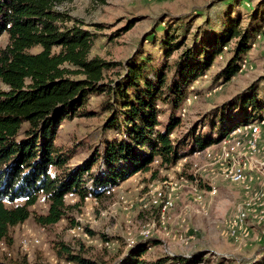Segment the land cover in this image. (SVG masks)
I'll return each mask as SVG.
<instances>
[{
  "label": "rangeland",
  "instance_id": "rangeland-1",
  "mask_svg": "<svg viewBox=\"0 0 264 264\" xmlns=\"http://www.w3.org/2000/svg\"><path fill=\"white\" fill-rule=\"evenodd\" d=\"M62 5L64 13L97 34L91 57L121 64L106 74L112 81L124 77L125 65L133 56L151 58L159 69L166 62L162 39L167 29L188 47L212 43L214 35L220 34L229 20L238 19L243 31L261 33L245 56L241 70L229 82L216 81V75L231 59L235 41L216 57L210 71L195 82L172 139L182 140L196 126L202 135L211 134L209 127L200 125L204 117L264 78V0H72ZM131 21L136 22L135 26L122 34ZM98 25L104 28L99 30ZM7 44L5 34L0 37V45L4 48ZM39 51L35 49L34 53ZM181 51L175 52L168 62L176 61ZM259 86L264 100V80ZM102 99L103 96L90 97L86 109L94 115L66 120L60 127L57 144L73 152V168L103 154L106 142L120 138L117 132L103 129L110 113L100 109ZM168 117H161L160 129L164 130ZM260 117L261 121L250 123L259 122L257 134L243 128L245 125L234 131L235 135L226 137L228 144L211 145L180 160L181 175L174 168L163 169L152 180L150 171L139 172L110 187L114 191L109 197L105 194L97 200H84L70 214L73 221L66 218L49 228L30 218L11 230V243H0V261L68 264L57 255L59 243H65L74 249V254L116 264L138 242L155 240L157 245L149 248L144 259L198 256L201 259L197 264H258L263 257H256V252L264 248V109L256 115L257 119ZM213 132L214 139L221 136L219 126ZM190 146L191 141L184 152ZM231 148L236 158L243 159L240 166L234 167L236 160L227 156ZM159 164L160 159L156 158L153 168ZM186 164L189 166L185 167ZM235 170L252 181L234 182L231 173ZM157 192L165 195L170 206H154ZM66 202L76 204L79 199L67 195ZM48 207L45 197L40 196L32 210L46 214ZM79 226L82 231L77 230ZM33 239H39L40 245H33ZM24 240L29 242L27 247L23 246Z\"/></svg>",
  "mask_w": 264,
  "mask_h": 264
},
{
  "label": "trees",
  "instance_id": "trees-1",
  "mask_svg": "<svg viewBox=\"0 0 264 264\" xmlns=\"http://www.w3.org/2000/svg\"><path fill=\"white\" fill-rule=\"evenodd\" d=\"M68 1L72 0H0V37L8 36L7 46L0 45L1 245L11 243V230L32 217L45 228L72 219L70 214L84 200L105 196L107 188L139 172L150 171L154 180L159 171L174 168L183 158L221 143L237 129L263 117L256 118L264 109L259 94L261 77L204 117L200 125L209 127L211 134L202 135L196 126L182 140L171 138L195 82L235 41L231 59L216 75V81L229 82L241 70L260 32L243 31L238 19L229 20L212 43L188 47L167 29L162 39L166 62L159 69L151 58L133 56L125 65L124 77L112 81L106 74L121 64L91 57L97 34L85 29L82 21L55 9ZM135 24L131 21L122 34ZM35 49L40 51L34 53ZM177 51H181L177 60L168 62ZM91 96H103L100 109L110 113L103 129L117 132L120 138L106 142L103 154L73 168V152L57 144L58 133L64 121L95 114L86 109ZM167 114L168 124L162 130L161 117ZM218 126L221 136L214 139ZM156 158L160 164L153 168ZM67 195L79 202L67 204ZM40 196L49 207L46 214L39 215L32 208ZM157 243L138 242L116 264L200 263L198 256L144 259ZM59 247L57 255L68 264H104L74 254L65 243ZM256 257H263L258 264H264V248Z\"/></svg>",
  "mask_w": 264,
  "mask_h": 264
},
{
  "label": "bare ground",
  "instance_id": "bare-ground-1",
  "mask_svg": "<svg viewBox=\"0 0 264 264\" xmlns=\"http://www.w3.org/2000/svg\"><path fill=\"white\" fill-rule=\"evenodd\" d=\"M55 9L57 10V11H59V12H64L65 10H64V8H63V5H60V6H55ZM258 123L259 122H257V123H254V124H250L249 126L247 125V126H245V127H243V128H245V129H250V130H252V132L254 133V134H257L258 133ZM232 135V134H231ZM233 135H235V134H233ZM228 138V137H227ZM227 138L225 139V140H223L224 142H223V144H228V142H227ZM233 151H234V149L233 148H231L230 150H228L227 151V156H231V158L233 159V160H236V162H234V164H237L238 166H240L241 164H242V162H243V159L242 158H239V157H235L234 156V153H233ZM198 154V153H197ZM199 155H200V153H199ZM263 171V170H262ZM231 179L234 181V182H250V181H252V178L250 177V178H247L245 175H243L242 173H241V171H239V170H235V171H233L232 173H231ZM114 191V189L113 188H107L106 189V194H111L112 192ZM213 192H215V191H213ZM165 195L162 193V192H157L156 194H155V196H154V199H153V204H154V206H160L161 204H163V203H165V205L166 206H170V204H171V202L170 201H167V200H165ZM95 200H97L96 198H94ZM165 207V206H164ZM77 230L78 231H82V228H81V226H79L78 228H77ZM147 235H148V233H147ZM33 241V245H40V240L39 239H33L32 240ZM32 244V243H31ZM29 245V242L27 241V240H24V244H23V246H25V247H27Z\"/></svg>",
  "mask_w": 264,
  "mask_h": 264
},
{
  "label": "crops",
  "instance_id": "crops-1",
  "mask_svg": "<svg viewBox=\"0 0 264 264\" xmlns=\"http://www.w3.org/2000/svg\"><path fill=\"white\" fill-rule=\"evenodd\" d=\"M233 139H234V138H232L230 141H232ZM223 142H224V141H222V143H223ZM217 145H222V144H221V143H218ZM192 159H193V158L191 157V158H190V161H191ZM233 166H234V167H237V164H234ZM245 173H246L247 175H250V173L247 172L246 168H245ZM254 175H255V174H254ZM262 183H263V182H260V183H259V186H261ZM257 188L260 189L259 187H257ZM247 196L249 197L248 194H247Z\"/></svg>",
  "mask_w": 264,
  "mask_h": 264
},
{
  "label": "built area",
  "instance_id": "built-area-1",
  "mask_svg": "<svg viewBox=\"0 0 264 264\" xmlns=\"http://www.w3.org/2000/svg\"><path fill=\"white\" fill-rule=\"evenodd\" d=\"M262 125H263V124H262ZM173 170H176V171L178 172L177 174L181 175V173H179V164H177V165L174 167ZM84 234H86V229H85V231H84Z\"/></svg>",
  "mask_w": 264,
  "mask_h": 264
}]
</instances>
